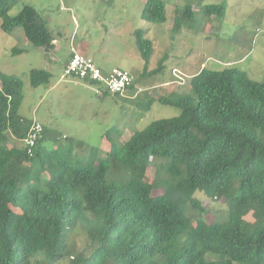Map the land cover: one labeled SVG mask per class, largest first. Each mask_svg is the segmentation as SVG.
<instances>
[{"label":"trees","instance_id":"16d2710c","mask_svg":"<svg viewBox=\"0 0 264 264\" xmlns=\"http://www.w3.org/2000/svg\"><path fill=\"white\" fill-rule=\"evenodd\" d=\"M15 2L0 0L3 28L21 25L33 45L51 48L55 39L45 18L31 5L9 15ZM204 10L225 12L216 4ZM192 14L190 6L177 10L172 29ZM141 16L165 22V1L147 0ZM137 33L147 66L152 42ZM151 72L147 66L145 74ZM30 75L34 86L51 77L44 69ZM139 87L134 80L127 91H145L136 92ZM22 100L21 79L0 72V264H58L66 255L70 264H264V77L204 66L185 90L148 99L179 107V115L151 121L124 143L112 141L109 130L106 157L91 151L81 165L71 158L74 143L47 150L46 128L19 113ZM34 121L43 128L29 152L25 138ZM154 157L161 164L149 182ZM164 172L174 179H164ZM204 190L224 198L227 217H204L196 197ZM76 228L86 236L85 249H68Z\"/></svg>","mask_w":264,"mask_h":264},{"label":"rangeland","instance_id":"374dc122","mask_svg":"<svg viewBox=\"0 0 264 264\" xmlns=\"http://www.w3.org/2000/svg\"><path fill=\"white\" fill-rule=\"evenodd\" d=\"M164 1L167 19L159 23L142 18L147 0H16L8 9L9 15H17L25 5L39 11L55 39L49 49L33 45L21 25L6 31L0 16V72L21 79L23 100L19 113L44 125L47 132L43 144L47 150H68L74 143L71 158L80 165L91 151L97 158L106 157L112 142L103 137L109 130L112 141L124 143L151 121L179 115V107L157 100L149 105L148 99L175 89L185 90L192 77L189 75L204 66L238 67L253 80L263 79L264 0ZM210 4L223 6L224 14L206 13L205 6ZM187 6L193 9L192 17L172 29L177 10H185ZM139 30L152 42L153 52L147 66L149 71L156 70L154 73L145 74L146 62L137 43ZM72 46L92 57L106 71L114 67L130 71L145 91L103 95L97 92L95 84L63 77ZM33 69L50 72L49 81L32 85ZM160 164L159 157L152 158L145 176L149 182ZM167 176L164 172V179ZM108 177L123 178L114 173ZM196 197L202 201L208 221L228 216L224 198H213L205 190L197 191ZM246 219L255 220L252 214ZM70 244L76 250L87 248L82 229L69 233L68 249ZM58 264H70L68 256Z\"/></svg>","mask_w":264,"mask_h":264},{"label":"built area","instance_id":"2783aa9c","mask_svg":"<svg viewBox=\"0 0 264 264\" xmlns=\"http://www.w3.org/2000/svg\"><path fill=\"white\" fill-rule=\"evenodd\" d=\"M64 75L79 78L86 84L94 81L98 86V93L102 92V86L111 93L124 94L134 83V76L130 71L119 67H114L110 71H106L99 67L92 57L78 51L73 46L71 48L70 58L64 69ZM142 89V87H139L136 92ZM42 128L39 122L34 121L32 123L28 136L25 138L29 152H32L36 140L41 135Z\"/></svg>","mask_w":264,"mask_h":264},{"label":"crops","instance_id":"0c3cea01","mask_svg":"<svg viewBox=\"0 0 264 264\" xmlns=\"http://www.w3.org/2000/svg\"><path fill=\"white\" fill-rule=\"evenodd\" d=\"M70 55H71V53H70ZM69 58H70V56H69ZM69 58H68V60H69ZM68 60H67V62H68ZM67 62H66V64H67ZM66 64H65V65H66ZM189 76H192V74H191V75H189ZM85 84H86V83H85ZM101 93H102V92H101Z\"/></svg>","mask_w":264,"mask_h":264},{"label":"water","instance_id":"95a60500","mask_svg":"<svg viewBox=\"0 0 264 264\" xmlns=\"http://www.w3.org/2000/svg\"><path fill=\"white\" fill-rule=\"evenodd\" d=\"M66 67V66H65ZM65 76H67V75H63V77H65Z\"/></svg>","mask_w":264,"mask_h":264}]
</instances>
